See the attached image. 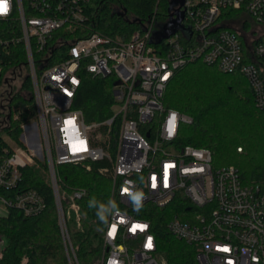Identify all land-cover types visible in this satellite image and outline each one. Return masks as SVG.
<instances>
[{
    "label": "built area",
    "instance_id": "2783aa9c",
    "mask_svg": "<svg viewBox=\"0 0 264 264\" xmlns=\"http://www.w3.org/2000/svg\"><path fill=\"white\" fill-rule=\"evenodd\" d=\"M94 1L0 0V92L29 76L36 105V118L22 125L23 146L4 136L0 148V216L11 207L24 217L44 212L45 197L19 187L27 166L45 163L69 264H80L69 223L81 228L78 200L86 190L64 188L59 167L92 170L103 161L98 171L112 189L100 264H168L143 215L148 205L168 208L175 200L184 205L167 229L195 247L189 264H264V183H245L235 165L215 166L210 148L179 144L181 124L193 119L164 104L177 71L202 62L242 73L264 110V0H185L182 22L191 34L178 30L156 45V15L129 40L90 30ZM229 10L251 16L256 27H236L237 17L222 26ZM21 47L25 64L9 58ZM83 69L114 77L113 114L101 122L87 123L74 108ZM5 244L0 235V251Z\"/></svg>",
    "mask_w": 264,
    "mask_h": 264
},
{
    "label": "trees",
    "instance_id": "16d2710c",
    "mask_svg": "<svg viewBox=\"0 0 264 264\" xmlns=\"http://www.w3.org/2000/svg\"><path fill=\"white\" fill-rule=\"evenodd\" d=\"M168 7V0L94 1L88 26L90 30L129 40L135 31L147 26L154 15L158 20L156 29L168 21ZM238 16L245 17L246 14L226 11L220 23L227 26V22H223L225 19ZM3 22L0 19V26ZM248 22L244 20V30L249 28ZM9 58L26 63L22 47ZM81 77L74 108L82 110L87 123L101 122L112 116L114 77L96 76L85 69ZM5 100L7 104H4ZM164 104L193 119L191 123L181 124L179 144L210 148L215 166L235 165L245 183H264V110L257 106L254 91L242 73H224L202 62L190 63L178 70L169 82ZM35 118L36 105L29 76L19 88L8 90L4 95L0 92V126L16 143L23 146L20 140L22 125ZM118 131L119 124L114 126L111 136L113 145ZM5 144L7 141L0 134V148ZM240 147L241 151L238 150ZM105 164L94 162L92 170L74 164L59 167L64 188L86 190L78 200L81 228L77 227L74 218L69 223L80 264H96L102 254L112 189L111 179L98 171V167ZM29 188L38 190L45 197L47 207L36 217H24L14 207L0 216V233L8 240L0 251V264H69L45 163L24 169V180L19 189ZM183 205L179 200L168 208L148 205L146 210L149 211L143 215L151 219L160 243L159 251L168 264H189L195 257V247L173 237L167 229L168 222Z\"/></svg>",
    "mask_w": 264,
    "mask_h": 264
},
{
    "label": "water",
    "instance_id": "95a60500",
    "mask_svg": "<svg viewBox=\"0 0 264 264\" xmlns=\"http://www.w3.org/2000/svg\"><path fill=\"white\" fill-rule=\"evenodd\" d=\"M184 2L185 0H168L170 19L157 26L158 28L153 33L151 44H159L164 39L176 33L178 30H184L187 35L191 34L189 29L185 28L182 22L184 19V11H181L180 8L184 5ZM131 21L135 22L136 20Z\"/></svg>",
    "mask_w": 264,
    "mask_h": 264
},
{
    "label": "rangeland",
    "instance_id": "374dc122",
    "mask_svg": "<svg viewBox=\"0 0 264 264\" xmlns=\"http://www.w3.org/2000/svg\"><path fill=\"white\" fill-rule=\"evenodd\" d=\"M237 20L238 21H240V22H236V27H238V28H240V23L241 24H243V22H244V20H247V21H249L248 23H249V30L250 31H253V29L256 27V23L254 22V20H253V18L251 17V16H249V15H246L245 17H242V16H238L237 17ZM191 117V116H190ZM0 134H2V135H4V136H7L6 135V132H5V130L4 129H0ZM0 235H2V236H5L4 234H2V233H0ZM8 243V240H7V238H6V244ZM5 244V245H6ZM96 264H100V257H99V259L97 260V263Z\"/></svg>",
    "mask_w": 264,
    "mask_h": 264
},
{
    "label": "clouds",
    "instance_id": "9594fccd",
    "mask_svg": "<svg viewBox=\"0 0 264 264\" xmlns=\"http://www.w3.org/2000/svg\"><path fill=\"white\" fill-rule=\"evenodd\" d=\"M136 199H137V200H139V199H140V197H139V196H137V197H136ZM110 264H114V262H110Z\"/></svg>",
    "mask_w": 264,
    "mask_h": 264
},
{
    "label": "flooded vegetation",
    "instance_id": "af4514ba",
    "mask_svg": "<svg viewBox=\"0 0 264 264\" xmlns=\"http://www.w3.org/2000/svg\"><path fill=\"white\" fill-rule=\"evenodd\" d=\"M180 10H181V11H184L183 8H180ZM175 17H176V16H175ZM175 17H174V18H175ZM169 19H170V14H169Z\"/></svg>",
    "mask_w": 264,
    "mask_h": 264
}]
</instances>
